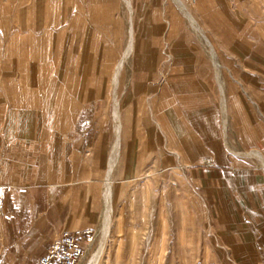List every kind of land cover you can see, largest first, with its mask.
Returning <instances> with one entry per match:
<instances>
[{"label": "rangeland", "instance_id": "374dc122", "mask_svg": "<svg viewBox=\"0 0 264 264\" xmlns=\"http://www.w3.org/2000/svg\"><path fill=\"white\" fill-rule=\"evenodd\" d=\"M183 1L213 45L219 69L201 34L171 0H0V40L18 45L25 39L27 45L25 60L13 58L17 49L0 69L16 82L25 73L28 107L36 104L40 112V152L28 149L25 161L0 160V173L24 162L47 185L53 168H64L59 189L64 213H81L78 226L92 229L94 237L80 264H227L213 235L208 201L186 166L200 162L191 147L208 152L217 137L230 134L236 103L229 89L231 84L239 93L245 89L231 78L233 69L221 62V51L235 57L237 72L261 74L264 17L261 0H254L253 16L238 11V0L219 1L241 35L253 39V48H234L231 54L219 46L217 21L203 14L207 2ZM156 11L164 23L159 30ZM37 189L40 212L48 208L50 194L42 188L40 204ZM63 230L36 226L38 238L0 252L1 264H36L45 237L40 235ZM21 232L27 235L30 225Z\"/></svg>", "mask_w": 264, "mask_h": 264}, {"label": "crops", "instance_id": "0c3cea01", "mask_svg": "<svg viewBox=\"0 0 264 264\" xmlns=\"http://www.w3.org/2000/svg\"><path fill=\"white\" fill-rule=\"evenodd\" d=\"M171 1L178 9L180 8L174 0ZM178 1L199 28V30L194 29L201 34L208 45L216 69L222 67L202 27L188 11L185 2ZM201 1L203 0H198V3L201 4ZM204 1L207 2L208 7L203 14L212 15L217 21V27L214 29L218 32L221 48H227L231 53L234 48L254 47L253 39L241 35V28L225 11L219 3L220 0ZM236 7L246 16H253L254 8H257L254 0H244L242 4L238 0ZM179 10L188 19L183 10ZM258 10L261 17H264V0H261ZM168 17V23L172 25L173 19L170 13ZM188 21L190 22L189 19ZM156 22L158 30L164 28L163 20L158 13ZM261 25L264 28L263 18ZM261 47H264V41ZM26 48L25 39L20 40L18 45L9 40L4 43L1 39L0 63L14 58L20 64L21 55H24V60L26 58ZM16 51L19 52L18 56L11 58L12 53ZM220 59L226 67L233 69L231 78L244 87L245 94L239 93L237 86L231 84L229 96L236 104L232 111L230 134L226 137H217L208 152H201L200 146L191 147L192 151L195 149L198 151L196 158L200 162L188 164L187 174L208 201L213 214V235L226 256L227 264H264V66L260 65L261 74L249 71L237 72V67L233 68L237 61L235 57L221 51ZM252 61V58L248 60L246 58V63H253ZM15 74L14 72V76ZM11 75V72L7 73L0 69V160L25 161L24 153L28 152V149L31 153H35L33 151L35 149L40 152V112L36 104L32 108L28 107L25 73H18L17 82ZM6 79L13 83L7 84ZM221 96L222 108L226 112L222 88ZM226 124L225 120V129ZM192 136L195 137V135ZM183 152L186 153L187 162H192L191 159L189 160L191 156L189 147H185ZM43 158L44 156H40V153L36 155V159L39 160V169L41 168L40 160ZM25 166L24 162H20L16 168L12 169L13 171L8 167L0 173V252L3 255L18 243L25 244V240L38 238L39 235L33 231L38 225L42 227L48 223L55 231L63 227L66 233L92 230L78 226L80 224L77 217L81 213L75 211L73 213L72 210L64 213L59 190L62 176H65L64 168H60L61 165L53 168L49 178L50 184L47 185L40 171L28 172ZM39 174L40 183L35 181L38 180L35 177ZM28 181L33 185L27 188ZM38 186H40V204L43 198L41 189L49 188L50 194L48 208L40 209V212L36 206L35 192L38 191ZM25 224L30 225V232L27 235L21 232ZM41 236L45 237L37 252L39 258L47 252L55 237L60 235H40V238ZM20 250L21 256L27 255L25 249Z\"/></svg>", "mask_w": 264, "mask_h": 264}, {"label": "built area", "instance_id": "2783aa9c", "mask_svg": "<svg viewBox=\"0 0 264 264\" xmlns=\"http://www.w3.org/2000/svg\"><path fill=\"white\" fill-rule=\"evenodd\" d=\"M92 240L93 233L90 230L63 233L52 242L36 264H80L86 252V244ZM1 261L0 254V264Z\"/></svg>", "mask_w": 264, "mask_h": 264}, {"label": "bare ground", "instance_id": "6f19581e", "mask_svg": "<svg viewBox=\"0 0 264 264\" xmlns=\"http://www.w3.org/2000/svg\"><path fill=\"white\" fill-rule=\"evenodd\" d=\"M176 3H177V5L180 7L179 9H181V10H183V12L185 13V15L188 17V19L190 20V22H191V24H192V26H193V28H195L196 30H199V28L197 27V25H196V23H195V21L190 17V15H188L187 14V12L185 11V9L181 6V4L179 3V1L178 0H174ZM127 2H129V1H127ZM128 6H129V4H128ZM195 30V31H196ZM201 31V30H200ZM131 45H130V47H129V50L128 51H130L131 50ZM127 54H128V52H127ZM126 54V55H127ZM212 55H213V53H212ZM214 57V56H213ZM121 61V60H120ZM216 62V61H215ZM125 63V62H124ZM217 63V62H216ZM122 67V63H120L119 64V66H118V70H117V72L119 71V69ZM217 69H219V68H217ZM120 75V74H119ZM116 76H118V75H116ZM115 77V76H114ZM114 82H113V80H112V83H115V82H117V80L114 78ZM116 84V83H115ZM115 84L113 85L114 86V88H115ZM116 89V88H115ZM114 91V90H113ZM115 99V98H114ZM119 130V129H118ZM118 133V132H117ZM117 149V148H116ZM109 171H111V170H109ZM108 180H110V179H108ZM107 180V181H108ZM108 183V182H107ZM106 183V184H107ZM112 183V182H111ZM107 187V186H106ZM109 187V186H108ZM106 189V188H105ZM108 190V189H107ZM109 218V217H108ZM107 218V221L105 222V226H104V229H103V231H101V232H103V240H102V243H101V246H100V249H99V255H100V253H101V251H102V248H103V244H104V241H105V239H106V237L108 236V233H109V227H108V219ZM93 239H94V237H93ZM93 242V240L91 241V243ZM90 244V243H89ZM98 256V255H97ZM101 256V255H100ZM97 259H98V257H94L93 259H92V261H93V263H95L96 261H97ZM91 263V262H90Z\"/></svg>", "mask_w": 264, "mask_h": 264}]
</instances>
